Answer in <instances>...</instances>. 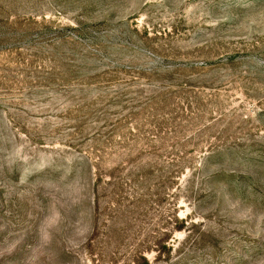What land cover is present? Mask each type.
I'll return each mask as SVG.
<instances>
[{"label": "rangeland", "instance_id": "1", "mask_svg": "<svg viewBox=\"0 0 264 264\" xmlns=\"http://www.w3.org/2000/svg\"><path fill=\"white\" fill-rule=\"evenodd\" d=\"M0 264H264V0H0Z\"/></svg>", "mask_w": 264, "mask_h": 264}]
</instances>
